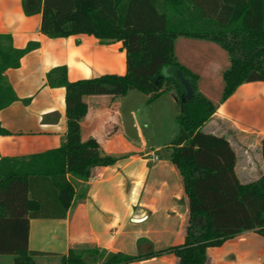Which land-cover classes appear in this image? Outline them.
Here are the masks:
<instances>
[{"label": "trees", "instance_id": "obj_1", "mask_svg": "<svg viewBox=\"0 0 264 264\" xmlns=\"http://www.w3.org/2000/svg\"><path fill=\"white\" fill-rule=\"evenodd\" d=\"M31 15L42 12L41 32L50 38L93 35L103 44L122 42L127 54L125 75L105 74L70 81L67 66L48 73L52 87L66 88L68 133L59 148L21 157L0 156V255L15 264H37L47 254L30 248L32 219H65L74 202L76 183L89 182L98 168L115 165L98 144L83 140V109L89 95L175 93L178 130L169 159L184 189L187 217L180 241L158 252L128 255L96 244L70 247L63 264H131L155 256H174L177 264H210L212 249L245 232L264 238V165L260 177L242 182L238 156L226 135L207 132L205 124L244 83L264 81L252 60L235 59L224 73L218 103L200 91V77L175 54L177 38L186 35L264 33V0H43ZM9 34H0V110L17 101L6 76L25 54ZM256 56V55H255ZM254 57V56H253ZM181 72L193 88L185 97ZM9 134L0 124V135ZM264 162V144L262 146Z\"/></svg>", "mask_w": 264, "mask_h": 264}, {"label": "crops", "instance_id": "obj_2", "mask_svg": "<svg viewBox=\"0 0 264 264\" xmlns=\"http://www.w3.org/2000/svg\"><path fill=\"white\" fill-rule=\"evenodd\" d=\"M27 2L28 7L34 9H38L37 7L43 4V0ZM41 24L42 12L36 11L27 15L24 0H0V34L11 35L13 44L18 49H24L31 43L37 44L33 50L23 56L18 68H10L6 71V76L19 99L0 110V124L9 132V134L0 135L1 157H21L53 150L59 148L65 140L68 133L66 88L49 85V72L57 67L67 66L70 81L105 74L125 75L127 72V54L121 41L103 44L98 38L89 34L50 38L41 32ZM258 34L264 33H251L255 36ZM182 37L177 38L175 43L177 60L200 77L199 88L205 95H208L207 92L210 91L204 87V79L219 76L218 73L230 68L235 59H243L180 58L178 41ZM217 49L220 50L218 46ZM255 61L257 67L264 71L263 58ZM222 65L227 67L223 69ZM135 92L130 91L123 95L87 96L82 112L84 142L100 145L105 155L117 157L119 154L125 155L136 138L127 131V128L135 124L136 127L140 126V114H145L144 111L150 112V109L152 111L158 106L159 101L163 103L165 111L171 106L166 98L169 94L144 93L145 96H141ZM207 126L209 130L204 129L205 131L226 135L233 147L237 149H235L238 156L236 171L238 170L245 178L243 182H249L261 176L264 165L262 158L264 81L240 85L234 94L219 104L217 112L204 127ZM149 136L152 137V134ZM249 151H252L258 164L261 165L256 177H252L253 171L250 164L252 158L247 155ZM119 163L120 161L113 166L98 168L96 171H102L103 175L96 180L86 182L91 185L87 195L76 194L75 196L74 201L77 197L83 201V204L79 205V210L86 207L91 222L97 220L99 215H103L104 211L109 213L112 210V208L107 210V205L118 206L119 198L116 195L119 193L116 190L114 196L112 181L116 178L115 169ZM155 168L162 176L164 185L169 186L164 187L162 193L171 195L170 206L176 209L178 202L184 199V213L185 211L187 213L184 189L170 159L160 160ZM170 188H172L171 192ZM101 190L106 194H101ZM128 195L132 196L135 193ZM74 205L75 202L65 219L31 220L30 248L32 250L46 252L47 254L44 255H53L55 259H58V264H63V257L68 254L70 247L74 244L76 235L73 218L75 215H72ZM242 238L243 258H245L243 264H264V238L253 231L228 240L220 248L212 249L210 255L214 253L224 255L227 245ZM4 256L0 255L1 264L7 262ZM40 256L43 255H37V257ZM36 262L39 264L37 260Z\"/></svg>", "mask_w": 264, "mask_h": 264}, {"label": "rangeland", "instance_id": "obj_3", "mask_svg": "<svg viewBox=\"0 0 264 264\" xmlns=\"http://www.w3.org/2000/svg\"><path fill=\"white\" fill-rule=\"evenodd\" d=\"M226 36L212 34L183 36L178 41L179 57L252 60L256 55V59L263 58L264 60V34L257 36L228 34ZM217 46L220 50L217 49ZM222 67L225 69L227 66L222 65ZM225 71L226 69L219 72V76L203 80L204 87L210 91L207 92V96L216 103L220 101L224 91ZM135 93L145 96L139 91ZM166 98L171 104L166 111L163 108V103L159 101L158 106L152 111L150 109V112L144 111L145 114H140V126L136 127L135 124V126L127 128V131L136 138L125 155L119 154L120 163L115 169L116 178L112 181L115 190H113V194L115 196L116 190L118 191L119 194L116 196H118L119 202L116 207L107 205V210L112 208L114 212L112 210L109 213L104 211L103 215H99L97 220L91 222L86 207L79 210V205L83 204L81 198L77 197L74 201L72 215H75L73 217L76 232L73 244L75 247L84 248L96 244L108 251L136 255L141 251L154 250L158 252L180 241L187 217L183 208L185 201L183 199L182 202H178L176 209L171 207L172 205L170 206L171 195L162 193L164 187L169 186L164 185L162 176L157 173L155 168L160 160L169 159V145L178 130L177 97L175 94H169V97ZM204 129L209 130V127H204ZM150 134L152 137L149 136ZM247 155L252 158L250 163L253 171L252 177H256L260 172L261 165L258 164L259 162L253 156L252 151H249ZM157 156L160 157H158L160 160L156 158ZM241 163L243 162L241 161ZM102 175V171H96L90 181L96 180ZM237 175L242 182L245 181L238 170ZM90 187L91 185L86 182L76 183L77 194L87 195ZM103 187L100 186V188ZM169 191L171 192L172 188ZM103 193L105 192L101 190V194ZM133 193L135 195H128ZM105 230L107 232H104ZM223 254H212L210 264H243V259H245L243 258V238L227 245ZM4 260L8 262L6 264H13L15 256L5 255ZM35 260L39 264L59 263L53 255L35 256ZM135 264H177V261L171 255H157Z\"/></svg>", "mask_w": 264, "mask_h": 264}, {"label": "water", "instance_id": "obj_4", "mask_svg": "<svg viewBox=\"0 0 264 264\" xmlns=\"http://www.w3.org/2000/svg\"><path fill=\"white\" fill-rule=\"evenodd\" d=\"M178 75L182 78V82L186 90L185 97L191 98L193 96L194 91L190 81L187 78H185L181 72H178Z\"/></svg>", "mask_w": 264, "mask_h": 264}, {"label": "built area", "instance_id": "obj_5", "mask_svg": "<svg viewBox=\"0 0 264 264\" xmlns=\"http://www.w3.org/2000/svg\"><path fill=\"white\" fill-rule=\"evenodd\" d=\"M156 158L158 159V156Z\"/></svg>", "mask_w": 264, "mask_h": 264}]
</instances>
